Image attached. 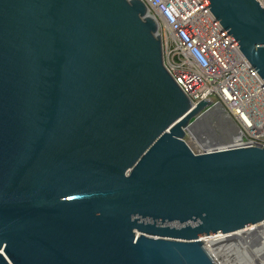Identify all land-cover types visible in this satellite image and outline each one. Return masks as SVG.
Listing matches in <instances>:
<instances>
[{
  "label": "water",
  "instance_id": "obj_1",
  "mask_svg": "<svg viewBox=\"0 0 264 264\" xmlns=\"http://www.w3.org/2000/svg\"><path fill=\"white\" fill-rule=\"evenodd\" d=\"M203 1L264 79L260 3ZM214 102L145 0H0V264H219L201 238L264 222V147L195 152Z\"/></svg>",
  "mask_w": 264,
  "mask_h": 264
},
{
  "label": "built area",
  "instance_id": "obj_2",
  "mask_svg": "<svg viewBox=\"0 0 264 264\" xmlns=\"http://www.w3.org/2000/svg\"><path fill=\"white\" fill-rule=\"evenodd\" d=\"M257 1L264 9V0ZM145 2L159 21L164 63L177 84L195 105L206 98L215 101L213 110L188 127L195 140L190 147L197 153L264 147V79L210 8L203 0ZM201 239L231 247L248 241L264 251V222Z\"/></svg>",
  "mask_w": 264,
  "mask_h": 264
},
{
  "label": "bare ground",
  "instance_id": "obj_3",
  "mask_svg": "<svg viewBox=\"0 0 264 264\" xmlns=\"http://www.w3.org/2000/svg\"><path fill=\"white\" fill-rule=\"evenodd\" d=\"M250 239L252 241L254 237ZM204 244L208 251L215 255L213 257L219 264H264V251H255V247L248 241L241 247H231L229 243L215 244L212 240H206Z\"/></svg>",
  "mask_w": 264,
  "mask_h": 264
},
{
  "label": "rangeland",
  "instance_id": "obj_4",
  "mask_svg": "<svg viewBox=\"0 0 264 264\" xmlns=\"http://www.w3.org/2000/svg\"><path fill=\"white\" fill-rule=\"evenodd\" d=\"M215 107H216L215 103H214V104H211V105L206 109V111H207V110H213ZM203 114H205V113H203ZM205 116H206V115H205ZM205 118H206V119H209L211 123H212L213 121H215V117H213V116H206ZM194 133H195V131H194ZM186 139L188 140V142H189L190 144L195 142V140L193 139L191 133H189V134L187 135Z\"/></svg>",
  "mask_w": 264,
  "mask_h": 264
}]
</instances>
